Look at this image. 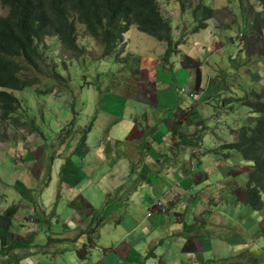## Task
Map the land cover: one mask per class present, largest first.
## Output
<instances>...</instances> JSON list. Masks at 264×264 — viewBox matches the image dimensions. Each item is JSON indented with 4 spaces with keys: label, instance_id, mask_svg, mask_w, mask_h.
<instances>
[{
    "label": "crops",
    "instance_id": "0c3cea01",
    "mask_svg": "<svg viewBox=\"0 0 264 264\" xmlns=\"http://www.w3.org/2000/svg\"><path fill=\"white\" fill-rule=\"evenodd\" d=\"M261 18L264 16L257 17L256 14L251 22L255 33L257 32L254 22L257 23L259 33L262 34L260 28H264V23H261ZM190 36L192 47L194 46L198 51L190 59L187 57L191 55L186 53L189 50H180L182 57L186 56L191 60V71L184 85L189 88L207 85L209 88L211 83L224 79V72L221 70V65L216 64L217 56H212V52L203 53L201 47L203 43L208 45L210 38L217 35L208 31ZM246 36L243 37L245 56L251 57V54L255 53L260 57L254 61L252 70L245 75L247 80H252L255 71L262 72L264 76V69L261 68L264 58L259 54L260 48L255 46H251L248 53L245 46ZM214 43L220 51L223 44L220 41ZM175 62L178 68L183 58L179 59L176 56ZM184 64L183 62V67ZM200 78L203 79L202 82H199ZM173 79L175 85L172 82L166 83L162 79L152 81L149 94L146 88L142 89L138 84L136 88H140L139 97L132 95L134 92L131 93L125 87L117 89L116 93L112 92L114 89L107 92H102L100 89L98 99L93 100L95 120L86 134L85 143L77 148L76 139H72L63 148L66 158L68 157L67 166H58L57 179L63 178L69 187L59 186L52 190L40 189L32 185L26 192L20 193V202L25 203L28 215L31 213L32 216L26 217L22 227L19 226L21 223L13 222L17 225L11 229V232L15 237L31 236L32 244L35 245L38 233L36 227L42 226V222H47L48 226H51L54 220L59 232L45 234V237L59 239L52 242L56 245L57 252L52 257L30 256L34 250L32 245L29 249H23L25 251L15 264H82V262L182 264L193 258L203 261L202 256L197 253V247L208 244L214 246L212 258L207 259L211 261L207 264H220L230 259H237L241 252L232 250L228 256H225L223 252L216 251L217 246L223 247L240 242L246 245L254 242L256 237H260L257 235L259 226H256L251 217L245 221L235 222L217 212L219 215L217 221L207 220L208 198H203L202 191L193 194L195 187L192 181L195 180L191 172L197 169L223 172L221 165H226L227 161L217 151H209L208 155H211L209 157L206 155L200 157L205 151L200 147L194 154L179 150V157L176 155L177 151L171 150V147L177 146L181 133L199 127L207 128L204 119L211 113L209 106L212 105L209 103L191 105L176 89L178 84L176 74ZM129 80L133 82V79ZM166 84L168 88L164 89ZM182 102H184L182 107L177 105ZM182 112H186L189 117L194 114L190 118V123H182L180 120L181 124H178ZM194 117L201 118L200 123L192 120ZM232 138L231 136L225 137L224 140L214 138V141L220 145L222 141ZM145 141L148 145L140 157L141 160L137 162L140 146ZM192 145L201 146L196 142ZM37 152L43 153V147ZM28 155L30 156V153ZM209 161L213 164L209 165ZM187 164L197 167L188 172ZM48 168H50L49 163ZM40 174L41 170L36 177ZM27 178L30 181L35 179L31 174H28ZM201 178V173L197 171L196 179L201 182ZM203 180L205 178H202ZM48 189L50 196L44 199L41 194ZM157 197L163 207L152 208L151 205ZM194 198L197 203H194ZM212 202L217 203L216 208L224 210V206H219V200ZM52 203L54 213L49 215L48 210ZM234 206L237 207L238 204L235 203ZM184 207L185 210L188 209L189 215L187 211L183 212ZM241 208L245 206L241 205ZM249 212V216H252L253 212L251 210ZM97 221L98 234L88 232ZM96 235L99 236L98 246L95 244ZM83 245H86V251L81 258L76 249ZM3 258L8 259V256ZM3 264L7 263L3 262Z\"/></svg>",
    "mask_w": 264,
    "mask_h": 264
},
{
    "label": "rangeland",
    "instance_id": "374dc122",
    "mask_svg": "<svg viewBox=\"0 0 264 264\" xmlns=\"http://www.w3.org/2000/svg\"><path fill=\"white\" fill-rule=\"evenodd\" d=\"M203 1L209 3L216 12L215 16L208 18L207 27L202 32L212 31L217 35V37L210 38L211 41H209L208 46L211 49L212 56H217L218 58L216 60L217 66L221 65L224 72V79L219 83L222 87L227 86L241 94V90L245 88L248 82L247 78H245L246 69L251 71L254 61L260 57L255 53H250L251 57L247 54V58L244 51L240 50L242 41L233 39L239 32H243L244 35H247L245 37V46L248 53L251 46H255L260 48L259 54L264 58V28H260L262 33L260 34L257 23L254 22V28L257 32L255 33L251 24L254 15L257 14V17L264 16V0ZM197 2L198 0H188L182 5L179 0H158L161 14L171 19V29L174 35L173 42L181 35L183 46L181 44L178 49L189 50L186 53L191 55L188 57L190 59L198 49L194 46L192 47L193 44L188 37L185 38L183 36H185V32L191 31L195 24V18L191 10L196 6ZM8 14L7 8L0 5V15L7 16ZM261 23H264V18H261ZM75 27L78 30L77 45L80 52H72L62 48L55 36L44 37L43 40L36 43L39 44L38 49L43 54V64L39 63L38 67H34L27 65L26 61L22 63L24 75L20 76H33L36 78V84L22 90H8L20 102V106L14 114L26 121V124L21 127L11 126L6 121H0V132L6 136L4 140L0 139V210L11 203H19L18 211L12 216L14 223H23L27 216H32L31 213L28 215L25 203L20 202L21 192H26L32 185L36 186V188H49L52 190L59 186L69 187L65 184L66 182L63 178L57 179L58 166L62 165L63 159H66V152L63 151V148L72 139H76V142L79 143L78 140L82 130L93 117L95 110L93 100L94 98L98 99L100 89H102V92L114 89L112 92L116 93L117 89L125 87L131 93L134 92L132 95L139 97L140 88H136L138 84L142 89L146 88L149 94L150 86L153 85L152 81L162 79L166 83L172 82L175 85L173 76L175 77L176 74L178 83L176 84V89L179 91L180 88H183L186 91L184 81L189 77L191 65L186 61L184 67L182 62L177 68L175 65L176 56L181 59L182 54L176 55L174 52L169 55L168 62L162 61L163 52L168 44L169 33L172 34L171 31L163 30L160 32L162 38L155 39L153 36L137 31L134 25L131 24L129 29L121 34L124 43L123 49L104 55L101 41L89 35L84 23H75ZM186 27L187 30L185 31ZM214 41L216 43L220 41L223 44L220 51L216 48ZM230 55L238 62L237 67L229 59ZM247 59L252 64L246 66L244 62ZM52 66L53 71L51 70ZM261 68L264 69V64H262ZM255 72L257 75L262 73ZM53 73L57 76H53ZM129 79H133V82ZM202 81L203 79L200 78L199 82ZM167 88L166 84L164 89ZM252 88L256 87L247 86V89ZM215 91L216 83H211L209 88L205 90V94L208 96H204L203 100L207 101L206 99L212 97ZM179 93L185 92L179 91ZM190 93H192L191 90ZM226 93L227 91H225ZM209 104L211 105L210 100ZM177 105L182 107L184 102L177 103ZM233 106L232 112H222L219 115H211L213 105L209 106L211 112L207 119L209 129L199 127L193 131L188 130L183 134L181 133L177 142L178 147H171V150L177 151V157H179V150H185L182 151L184 153L190 152L194 154L199 147L205 150L200 154V157L203 155H206V157L211 156L208 155L209 151L227 153L224 147L222 149L219 148V143L214 141L215 135L210 130L214 127L219 130V126H224L226 123H230L232 127L251 126L256 117L255 113L249 111L246 106L239 104L237 101H233ZM193 112L195 113L194 109ZM192 116L189 117L186 112H182L179 120L187 124L190 123ZM216 118H219V123H216ZM200 119L192 118V120H196V123H200ZM80 128H82L81 131ZM225 134L227 135V133ZM216 135L221 136L220 133H216ZM193 142L201 144V146L192 145ZM42 147L43 153L37 152ZM28 153H30V156ZM180 156L182 157L183 154L181 153ZM225 160L227 164L221 165L223 172L210 171L208 169L200 171V169H197L201 173V177L205 178L203 181L201 178V182L196 179L197 171L191 172L195 180L192 181V185L195 187L193 194L202 191L203 198H208V221H217L219 217L217 212L235 222L245 221L248 217H251V220L257 224L256 226H259V228L256 227L258 228V235L259 229L264 226V203L259 209H253L244 204L243 201H239L242 200V186L247 179L251 161L244 158L236 150L230 151ZM193 162L194 164L196 163L195 160ZM48 163L50 168H48ZM211 164L213 163L209 161V165ZM39 170H41V174L36 177ZM28 174H31L35 179L28 180ZM175 185L179 184L175 183ZM49 189L41 194L44 199L49 198ZM188 197L189 195L186 196V198ZM215 200H219L218 204L219 206H224V210L215 207L217 203L212 202ZM193 201L197 203L196 198ZM232 203H237L238 206L236 207ZM241 205L245 206V208H241ZM155 206L163 207L158 197L155 198L151 205L152 208ZM53 208L52 203L48 210L49 215H53ZM132 210L131 212L133 213ZM182 210L186 212L188 209L185 210L184 207ZM249 210L253 212L252 216H249ZM187 214L189 215L190 213L187 211ZM36 231L38 232L37 243L33 245L32 248L34 250L30 256L52 257L57 252L56 245L53 243L48 245L45 234L59 232L56 228V223L52 220L51 226H48L47 222H42V226L36 227ZM15 232L17 233L18 231ZM98 240L99 236L95 239L96 246L99 244ZM213 246V244L203 247L199 246L197 247V253L202 256L203 260L212 258ZM216 249V251L226 254L225 256H228L232 250L241 252L237 259H230L220 264H264V235L256 237L254 242L250 244L245 245L240 242L223 247L219 245ZM25 250H13L12 254L14 252L17 253L13 254V257L8 256L11 259L9 262H6V258H3V254L0 253V264H3V262L15 264ZM196 263H200V261ZM82 264L87 263L82 262Z\"/></svg>",
    "mask_w": 264,
    "mask_h": 264
},
{
    "label": "trees",
    "instance_id": "16d2710c",
    "mask_svg": "<svg viewBox=\"0 0 264 264\" xmlns=\"http://www.w3.org/2000/svg\"><path fill=\"white\" fill-rule=\"evenodd\" d=\"M179 1L183 5L188 0ZM0 5L6 7L9 12L7 16L0 15V121H6L8 125L17 127L25 125L26 121L14 114L20 102L8 90H22L36 84L35 77L20 76L24 75L22 63L26 61L27 65L34 67H38L39 63L43 64L44 57L38 49L39 44L36 43L44 37L55 36L62 48L80 52L75 23L81 22L85 24L89 35L101 41L104 55H109L115 50L123 49L121 34L128 30L131 24L137 31L155 39L162 38L160 32L163 30L172 32L171 19L161 14L158 0H0ZM191 13L195 18V24L191 31L184 33L185 38H190L191 36L187 35L190 33L200 34V31L207 27L208 18L216 14L214 8L202 0H198ZM173 40L172 32L169 33L162 61L168 62V57L173 52L180 53L181 49H178V46L182 44L181 35L174 42ZM201 50L205 54L211 52L205 43L202 44ZM186 61L191 65V60L183 56V62ZM52 68L53 66L51 70ZM253 74L252 80H248L241 94L231 90L229 95L232 101H237L256 114L254 123L251 126L241 127L236 134V140L219 146L220 149L224 147L227 153L217 152L226 157L230 151L236 150L251 161L247 179L242 186V201L253 209H259L264 203V76L262 73ZM53 76L57 75L53 73ZM248 85L257 89H247ZM203 103L208 104L209 100ZM233 107L232 102L231 110ZM93 121L94 116L82 130L77 148L85 143L86 134L90 131ZM178 124H181L180 120ZM5 138L6 136L0 132V139ZM147 145L148 142L145 141L140 146L137 162L141 160L140 157ZM66 160L68 157L63 159L62 165L67 166ZM196 167L188 164L186 166L188 172ZM18 204L11 203L0 210V253L3 256L13 257L11 253L13 250L29 249L33 245L31 236L15 237L11 232V229L16 227L12 216L18 211ZM22 224L21 222L19 226ZM98 226L97 221L88 232L98 234ZM263 235L264 226L259 229L258 236ZM97 237L96 235L95 238ZM55 240L59 239L46 237L48 245ZM85 251L86 245L76 249L81 258ZM9 260L11 259H6V262ZM210 261L196 263L195 259H189L182 264H207Z\"/></svg>",
    "mask_w": 264,
    "mask_h": 264
},
{
    "label": "clouds",
    "instance_id": "9594fccd",
    "mask_svg": "<svg viewBox=\"0 0 264 264\" xmlns=\"http://www.w3.org/2000/svg\"><path fill=\"white\" fill-rule=\"evenodd\" d=\"M203 1V0H202ZM204 2V1H203ZM204 3H207V2H204ZM218 25V24H217ZM203 30H201L200 32H202ZM242 34L241 37L239 38H236V39H233V40H241L242 41V47L240 48V50H243V47H244V42H243V37L245 36L243 32H239ZM238 33V34H239ZM191 34H194V33H190ZM238 36V35H237ZM236 36V37H237ZM264 39V37H263ZM186 57V56H184ZM230 60H232L233 62V65H235L236 67L238 66V62L236 61V59L233 57V56H229ZM183 58V57H182ZM188 58V57H187ZM248 58V57H247ZM192 59V58H191ZM250 59V58H249ZM249 59H247L244 63L245 65H250L252 64L251 62H249ZM197 63H199V61L197 59H194ZM243 63V64H244ZM233 66V67H235ZM221 70L223 71V69L221 68ZM198 71V70H196ZM250 70L249 69H246L245 71V75L247 73H249ZM223 80L219 79L216 83V91L215 93L212 95V97H209L207 98L206 100H212L211 104L213 105V112L211 115H219V113H222V112H232L233 110H231V104H232V99H231V96L229 95L230 92H231V88L227 87V86H224L222 87L220 85L219 82H221ZM228 84V83H226ZM231 87V86H230ZM208 88L207 85L205 86H197V87H186V91L183 89V88H180L179 91L180 92H185V93H181V94H184L186 95L185 97L188 99V101L191 103V105L193 104H197V103H203L205 102V100H203V97L204 96H208L205 94V90ZM190 90L192 91V93H190ZM225 91H227V93L225 94ZM192 95H196L195 97H193ZM230 98V100H229ZM220 101V102H219ZM217 103V104H214ZM210 116V114L204 119V124L206 125V127L209 129V125L207 124V119L208 117ZM216 123H219V118H216ZM214 127V126H213ZM220 129H216V127H214L213 129H211L210 131L212 132V134L215 135V138H219V139H222L224 140L225 137L227 136H231L233 137L232 139L228 140V141H222L220 143L219 146L223 145V144H227L229 142H232L234 140H236V134L237 132L241 129V127H232L230 123H226L224 126H219ZM216 133H220L221 136H218L216 135ZM227 133V135L225 134ZM225 157V156H224ZM195 259V258H193ZM197 262H199L197 259H195ZM207 259L203 260V261H206Z\"/></svg>",
    "mask_w": 264,
    "mask_h": 264
},
{
    "label": "built area",
    "instance_id": "2783aa9c",
    "mask_svg": "<svg viewBox=\"0 0 264 264\" xmlns=\"http://www.w3.org/2000/svg\"><path fill=\"white\" fill-rule=\"evenodd\" d=\"M242 36V34L241 33H239L238 34V36L237 37H235L234 39H236V38H239V37H241ZM193 97H195L196 95H192Z\"/></svg>",
    "mask_w": 264,
    "mask_h": 264
}]
</instances>
